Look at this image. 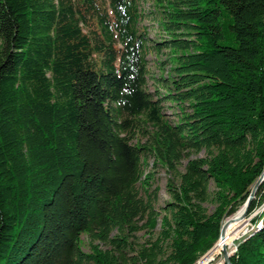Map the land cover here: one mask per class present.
Instances as JSON below:
<instances>
[{
  "label": "trees",
  "instance_id": "trees-1",
  "mask_svg": "<svg viewBox=\"0 0 264 264\" xmlns=\"http://www.w3.org/2000/svg\"><path fill=\"white\" fill-rule=\"evenodd\" d=\"M143 1L0 0V264H126L128 236L160 215L145 167L186 158L132 261L197 264L264 171V0H152L157 41ZM263 201L264 181L248 214ZM258 220L231 264H264Z\"/></svg>",
  "mask_w": 264,
  "mask_h": 264
},
{
  "label": "rangeland",
  "instance_id": "rangeland-1",
  "mask_svg": "<svg viewBox=\"0 0 264 264\" xmlns=\"http://www.w3.org/2000/svg\"><path fill=\"white\" fill-rule=\"evenodd\" d=\"M140 7H141L142 12L144 13V18L140 22V25L147 28V31L149 33V37L153 40H156V41L161 39V37H165V34L157 26L156 20H154L158 16V14H157L158 9H156V10L154 9L152 0H145V1L141 2ZM147 58H148V67H149V71H150L149 78H148V89L150 91H153L156 88V84H155L154 79L151 77H159V76L163 75L164 73L162 72V70H160L161 68L158 65V63L155 62V59H154L155 57L153 54H149ZM157 59L159 61H163L165 59V52H161V55H158ZM164 68H165L164 69V71H165V70L169 69V66L168 65L164 66ZM158 91H159V93H163V91L159 88H158ZM164 104H165V112L169 115L170 119H174L175 117L172 115V113H175L177 111L176 105H174L173 103H170V102H165ZM203 156H204V154H203V152H201L198 154H192L190 158L203 157ZM187 160L188 159L186 158L181 162V164L178 166L176 172H168L164 166L156 165L155 162L153 161V159L149 160L147 166L145 167V173L148 175L150 174L153 177L151 180V186H150L148 191H149V193H151V195H153L152 191L155 188L157 189V195H156V197L152 196L153 197L152 200H153V206H154L155 210L157 212H159L160 215H159V218L157 219L158 222H157L156 228L151 233L146 232V229H142V230L137 231L135 234L128 236V242L130 243V248L126 250V256H127L126 257V264H135L132 261V258L136 256V252L144 246L148 247L157 238L158 233L160 231L161 218L163 215V212L161 211V209L165 206V204L167 202H169L171 200V197L167 192V187H166L167 182H168V180H171L175 184H178V182H179L178 174L182 173L184 171V167H185ZM255 183H254V185H255ZM253 186H252V188H253ZM252 188L250 190V193L252 191ZM257 190H258V188H257ZM257 190L254 193V197L251 200V202L257 197ZM210 191H211V193H213V191H214L213 185H211ZM141 193L144 195V193L142 191H141ZM250 193L248 194L247 198L245 199V202L238 209H236L234 212H232L230 214L226 213L224 215V217L221 221V228H220V234H219L218 240L221 237L222 226L224 225V223L226 221H228L231 218V216H234V214L236 215L239 211H242V216H243V208H244V206L248 200ZM203 207L206 208V211L208 214H211L216 207L215 200L210 199L208 202H206L203 205ZM263 210H264V201L261 202L259 204V206L257 207V209H255L251 214H248V212H247V214H245L243 216V218H245L244 219L245 223L234 228L232 233L229 236L226 235L225 241L222 240V242H220V240H219L217 247L210 254L204 256L203 258L200 257L201 259L197 262V264H225L224 253L222 251V248H218V247L220 245L221 246L226 245V248H225L226 254L228 253L231 257L236 252L238 245L240 243H242L254 231H256L258 229V227L261 226V223L259 222L258 219H259V215L261 214V212ZM255 221H256V223H254ZM143 223H144V221H140L138 223V226L143 225ZM235 225H233V226H235ZM217 241H216V243H217ZM96 243L97 242H95L94 244H96ZM215 244L213 245V247L215 246ZM80 246H81V249L83 252H85V253L90 252V241L86 235L81 236ZM99 248H101L102 250H105V249H110L111 247L107 246V245L100 244Z\"/></svg>",
  "mask_w": 264,
  "mask_h": 264
},
{
  "label": "water",
  "instance_id": "water-1",
  "mask_svg": "<svg viewBox=\"0 0 264 264\" xmlns=\"http://www.w3.org/2000/svg\"><path fill=\"white\" fill-rule=\"evenodd\" d=\"M263 180H264V171L262 172V174L260 175L259 179L257 180V182L255 183V185H254L253 188H252V191H251V193H250V195H249V197H248V200H247V202H246V204H245V206H244V208H243V216H244L245 214H247L248 209H249L250 202H251V200H252L253 197H254V193L256 192L258 186L260 185V183H261ZM258 228H259V227H258ZM223 253H224V262H225V264H231V263H230V259H229V258H230V255H227V254H226V250H225V248L223 249Z\"/></svg>",
  "mask_w": 264,
  "mask_h": 264
},
{
  "label": "bare ground",
  "instance_id": "bare-ground-1",
  "mask_svg": "<svg viewBox=\"0 0 264 264\" xmlns=\"http://www.w3.org/2000/svg\"><path fill=\"white\" fill-rule=\"evenodd\" d=\"M242 219H245V218H243V216H242V214H241L240 218H239L234 224H231V225L226 226V227H224V225L222 226L220 242H222V240H223V241L226 240V231H227L230 227H232L233 225H235L236 223H238L239 221H241ZM218 248H222V251H223V249L226 248V245H223V246L220 245ZM227 255H229V254L227 253Z\"/></svg>",
  "mask_w": 264,
  "mask_h": 264
}]
</instances>
